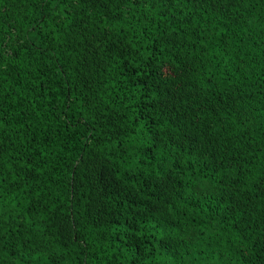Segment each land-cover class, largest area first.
Wrapping results in <instances>:
<instances>
[{
	"label": "trees",
	"instance_id": "16d2710c",
	"mask_svg": "<svg viewBox=\"0 0 264 264\" xmlns=\"http://www.w3.org/2000/svg\"><path fill=\"white\" fill-rule=\"evenodd\" d=\"M0 264H264V0H0Z\"/></svg>",
	"mask_w": 264,
	"mask_h": 264
},
{
	"label": "snow or ice",
	"instance_id": "6c2138e0",
	"mask_svg": "<svg viewBox=\"0 0 264 264\" xmlns=\"http://www.w3.org/2000/svg\"><path fill=\"white\" fill-rule=\"evenodd\" d=\"M193 183H195V181H193Z\"/></svg>",
	"mask_w": 264,
	"mask_h": 264
}]
</instances>
